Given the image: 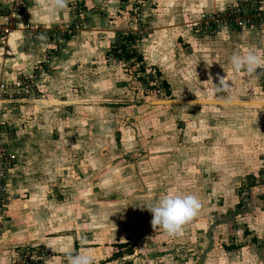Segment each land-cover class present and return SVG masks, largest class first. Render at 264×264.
<instances>
[{
    "label": "rangeland",
    "instance_id": "1",
    "mask_svg": "<svg viewBox=\"0 0 264 264\" xmlns=\"http://www.w3.org/2000/svg\"><path fill=\"white\" fill-rule=\"evenodd\" d=\"M241 1L224 8L227 0H94L91 7L86 0H67L68 25L46 35L39 25L25 26L46 51L24 75L29 89L0 98V140L15 138L27 157L28 146L35 144L32 152L41 165L36 162L31 174L51 178L52 219L67 223L50 234L76 232L71 225L83 222L80 232L90 235L98 232L92 231L94 222L101 247L103 238H111L114 264H264V68L249 77L229 63L235 51L264 54V15L256 11L258 0H245L253 5L254 24L236 28L212 22L215 33L207 34L204 21L205 16L227 21L233 9L252 17L248 6L239 7ZM109 2L112 8L102 5ZM12 6L9 0L0 9ZM91 24L100 36L83 39L78 48H84L85 76L95 72L92 80L56 96L41 89L55 71L62 37L86 36L81 32ZM114 27L125 31L100 32ZM162 32L176 40L168 46L166 39L168 53L163 52V62L172 59V65L144 59L131 66L105 53L131 35L128 49L137 46L145 57L146 44H155ZM92 48L98 54L93 73L85 53ZM220 77L231 85V104L220 103L227 95L217 89ZM169 100L212 103L158 104ZM44 144L52 153L48 162L38 158L47 152L39 148ZM170 190L193 193L202 205L173 237L153 227L147 208ZM22 248L38 259L42 255L38 247Z\"/></svg>",
    "mask_w": 264,
    "mask_h": 264
},
{
    "label": "crops",
    "instance_id": "2",
    "mask_svg": "<svg viewBox=\"0 0 264 264\" xmlns=\"http://www.w3.org/2000/svg\"><path fill=\"white\" fill-rule=\"evenodd\" d=\"M27 1L29 7L25 13L18 16L17 29L6 41H0V98L8 97L4 92L13 93L14 91L11 90L13 84L22 76L31 73L39 60L45 55L46 47L33 43L32 35L34 36L35 33L33 30H27L25 26L37 28L39 25L44 30L43 34L46 35V33L54 31L53 29L62 27L66 22L68 25L70 21V18H68L70 12L68 11L67 0L65 7L61 10L52 9L51 0ZM93 4H95L94 0H86L87 6L91 7ZM229 4L236 5L237 0H227V3H224V8L230 7ZM0 5L9 6V0H0ZM102 5L112 8L114 4H110L109 2ZM212 7H217V4ZM216 9L223 10V7ZM117 28L114 27L112 28L113 30L100 32H103L105 35L111 33L117 36L123 34L122 32L125 31L116 30ZM87 29V31L83 30L81 32L82 35L86 36H81L80 34L74 37V33L73 35L71 33V35L62 37L63 39L61 38L60 46L62 47V53L59 57H53L55 71H53L48 80L42 81L44 84H41V89L43 88L47 93L55 92L54 96H56L57 93L68 91L71 87H83L88 84V81L92 80L91 77L94 76V71L97 70L96 57L98 54L94 48L91 49V54L85 52L86 59L90 57L91 62H93L90 67H92V73L94 72V74L85 76L84 64L80 65V63L84 62V48L83 46L78 48V44H81L83 39H98L100 34L93 24L89 25ZM167 34L169 33L162 32L161 37H157L158 39L155 40V44L154 42L146 44L145 57L142 52L140 53L144 59H149L152 65H157L158 63L172 65L173 63L172 59L163 62V52L167 51L168 53L166 49L167 45L174 46L176 42L175 37L171 35L166 36ZM166 39H168L166 44L170 41L167 45H165ZM243 50H246L244 46ZM105 53L107 56H112L114 61L117 60L109 49ZM94 63L96 64L94 65ZM1 86H5V88L2 89ZM80 96L76 95L74 99L78 102L83 101V97L79 98ZM2 140L1 142L7 146L16 161L6 176L10 203L8 205L7 221L3 228L2 243L0 244V264H10V258L13 256L11 252H14L15 248L25 246L38 247L42 250V255H40L37 264H67L68 254L75 255L81 251H87L92 256L94 264L102 261L106 262V264H114L109 262L110 256L114 253L111 246L112 243L110 242L111 238L109 235H107V239L103 238V245L101 247L99 245L101 241L99 225L95 226L94 222L92 223V231L96 228L98 232L96 231V233L94 232L90 235L80 232L84 228L83 222L79 226L78 223L75 226L71 225L70 228L76 232H72V230L70 234H50L54 233L52 230H59L67 223L64 222V224L58 219H52L51 202L47 199L49 185L51 186V178L48 176L37 177L31 174L33 167H36V162H38V160H35L36 155L32 152L35 144L33 143V146H28L27 150H29V153L27 157L23 153V148H20L19 142L15 141V138L10 140L8 136L4 135L2 136ZM16 145L18 147L15 148ZM39 148L47 152H45V155H39L38 158L43 157V161L47 160L48 162L49 159L47 157L52 156V153H48V150H50L48 145L44 144ZM36 149L37 147L35 146L33 150L35 151ZM38 163L41 165L40 162ZM109 231L110 229H108ZM111 231H114V227H111Z\"/></svg>",
    "mask_w": 264,
    "mask_h": 264
},
{
    "label": "clouds",
    "instance_id": "3",
    "mask_svg": "<svg viewBox=\"0 0 264 264\" xmlns=\"http://www.w3.org/2000/svg\"><path fill=\"white\" fill-rule=\"evenodd\" d=\"M65 4L66 0H51V7L54 10L63 9ZM229 63L234 70L246 71L251 77L258 68H264V54L256 50L235 51L229 57ZM216 85L218 90L227 92V95L221 98L220 103H233L234 98L229 82L224 77H220ZM201 207V201L197 195L178 190H170L161 194L155 202L147 206L152 213L153 227L161 229L163 234L169 237L180 235L184 225L198 215ZM67 264H94V261L87 251H81L75 255L68 254Z\"/></svg>",
    "mask_w": 264,
    "mask_h": 264
},
{
    "label": "built area",
    "instance_id": "4",
    "mask_svg": "<svg viewBox=\"0 0 264 264\" xmlns=\"http://www.w3.org/2000/svg\"><path fill=\"white\" fill-rule=\"evenodd\" d=\"M258 9L257 12L264 15V0H258ZM26 3L25 0H13V6L8 10H1L0 9V41L4 42L11 36V34L16 30L17 21H16V15L21 14L26 9ZM231 12L227 13V21L218 20L216 18L212 19V17L205 16V25L207 34H214L213 31V24L220 23V25L225 24L229 27H236V28H242V26L248 22L252 24L255 23L256 20H254L255 17L252 14L250 18L243 17L241 12H239L236 9L230 10ZM255 14V13H254ZM217 32V31H216ZM135 41V40H134ZM136 54L138 52V48L136 46L135 50L131 49ZM30 87L29 80L27 79V76H22L13 86L11 87V90H13V93H18L17 89L21 88L22 91L28 90ZM2 89L5 88V86H1ZM13 93L9 94L4 92L5 95L8 96V99L13 97ZM16 159L11 155L9 149L5 144H3L0 140V240L3 233L4 224L7 220V210L9 205V194L7 191V173L9 170H11L15 164ZM13 264H36L38 261V258L36 255H34L33 251L30 248H22V249H15L13 252Z\"/></svg>",
    "mask_w": 264,
    "mask_h": 264
},
{
    "label": "trees",
    "instance_id": "5",
    "mask_svg": "<svg viewBox=\"0 0 264 264\" xmlns=\"http://www.w3.org/2000/svg\"><path fill=\"white\" fill-rule=\"evenodd\" d=\"M238 5L239 7L248 6L251 9L250 13L251 14L255 13L252 4H247L245 1H241ZM239 12H241L242 15L244 13L242 11ZM133 38L134 37L131 35L128 37L121 38L120 40L124 41L125 43L123 44L119 43L115 48L112 49V53L117 60L126 61V63L131 62V64L129 63L131 66H134L137 63H143L144 61V58L141 54H136L133 51H131V49H128L129 42H132ZM165 87L168 89V84L165 83ZM167 94L170 95L169 89L167 90ZM117 247H119V249L126 248L128 247V244H118ZM128 252L133 253V249L131 248ZM122 254H123L122 252L117 253L115 255V258L121 257Z\"/></svg>",
    "mask_w": 264,
    "mask_h": 264
},
{
    "label": "water",
    "instance_id": "6",
    "mask_svg": "<svg viewBox=\"0 0 264 264\" xmlns=\"http://www.w3.org/2000/svg\"><path fill=\"white\" fill-rule=\"evenodd\" d=\"M212 102L200 101V100H169V101H161L158 104H211ZM211 248V246H210Z\"/></svg>",
    "mask_w": 264,
    "mask_h": 264
}]
</instances>
